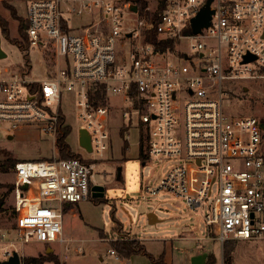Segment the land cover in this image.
Listing matches in <instances>:
<instances>
[{"label":"built area","instance_id":"2783aa9c","mask_svg":"<svg viewBox=\"0 0 264 264\" xmlns=\"http://www.w3.org/2000/svg\"><path fill=\"white\" fill-rule=\"evenodd\" d=\"M22 1L30 45L48 69L37 78L28 64L0 65V120L48 134L53 159L15 163V227L0 226L1 260L16 242L70 249L63 212L93 198L116 117L125 134L139 130L148 156L180 160L145 186L143 199L161 190L184 198L222 244L264 239V121L224 107L236 83L264 78V0H145L142 8L138 0ZM207 5L209 24L195 32L193 19ZM65 91L78 97L80 127L91 134L92 150L80 145L79 156L61 157L58 147L69 124ZM101 232L88 239L110 240Z\"/></svg>","mask_w":264,"mask_h":264},{"label":"rangeland","instance_id":"374dc122","mask_svg":"<svg viewBox=\"0 0 264 264\" xmlns=\"http://www.w3.org/2000/svg\"><path fill=\"white\" fill-rule=\"evenodd\" d=\"M26 10L25 1L0 0V16L9 21L11 40L21 38L19 26L22 20L25 21ZM1 35L7 56L0 58V65L19 70L28 64L32 76L43 78L47 74L48 64L38 45H30L26 51L18 43L7 39L2 32ZM77 100L72 91L64 92L62 108L67 123L72 126L67 139L75 152L83 151L78 140L81 121L77 115ZM224 107L228 115H253L264 121V78L236 83L233 92L225 98ZM121 123L118 117L111 122V149L99 164L96 176L99 184L105 187L104 196L81 200L65 207L63 232L70 241L66 242L70 243V249L62 250L58 244L16 242L14 250L20 253L22 264H57L56 260L59 264H118L116 255L108 251L111 248L109 239H88L98 229L102 231V236L103 231L112 232L117 221L122 223L127 238L138 236L155 254L165 249L164 240L158 238L168 237V246H172V250L167 264H264V239H230L222 244L216 237L214 239L208 235L201 212L189 208L184 198L161 190L143 199L145 186L158 185L160 179L180 160L148 156L139 130L133 128L122 137ZM11 127V121L0 120V159L2 150L11 152L19 159L53 156L48 134L37 128L14 131ZM126 139L128 146L124 148ZM13 180V168L8 171L0 169V183L12 184ZM8 189L7 185L0 186V191L6 193V209L0 211V226L5 228L15 227L13 196ZM148 212L156 215V223H149ZM111 235L108 234V238L112 239ZM113 235L117 238L119 233L115 231ZM79 244L83 245L82 253L75 249ZM232 246L233 250L225 258V247ZM30 257H37L38 261L24 260ZM209 258L211 263L208 262Z\"/></svg>","mask_w":264,"mask_h":264},{"label":"trees","instance_id":"16d2710c","mask_svg":"<svg viewBox=\"0 0 264 264\" xmlns=\"http://www.w3.org/2000/svg\"><path fill=\"white\" fill-rule=\"evenodd\" d=\"M138 3L140 5V7H144L146 4L145 0H138ZM154 22L157 23L158 19H159V13L154 14ZM27 26H28V22L27 19L25 18V21H21L20 26H19V32H20V36L21 38L19 39H14L11 40V36H10V26H9V21L7 19H5L4 17L0 16V28H1V32L2 34L9 39L10 41L16 42L18 43L24 50L28 51L30 48V41L28 38V34H27ZM157 36V33L155 32V28H152L151 30V38L154 39ZM171 42V41H170ZM63 120V119H62ZM65 120V119H64ZM72 131V126L70 124H67L64 129L63 132L59 135L58 137V147L60 150V156L61 157H72V156H79L78 153H76L75 151L72 150L70 143L67 141V137L68 135L71 133ZM120 134L122 137H124L125 135V128H121L120 130ZM127 139L124 142V148H126L128 146L127 144ZM1 156L2 158L0 159V169L2 171H8L9 169L13 168L15 163L19 160V158H17L14 154H12L9 151L6 150H2L1 151ZM41 159H49L52 160V157H41ZM8 186L9 189L8 191H12L13 190V183L12 184H4V183H0V186ZM6 193H3L0 191V211L5 210V195ZM113 233L116 231L119 233V235L117 236V238H114V235L112 232H107V231H103L104 232V236L108 237V234H112L111 236L112 239H110L111 242V248L115 249V251L117 252V254L122 257V258H128L133 254H145L146 256H148V258H150V260L157 262L158 264H167L164 258V254H161L159 257L154 256L152 253H150L147 248L146 245L140 240V238H138V236H132L131 238H127L124 232V228L121 222L117 221L116 224L113 226L112 230ZM121 235H125V236H121ZM235 240V239H232ZM229 241V240H228ZM233 250V246L232 247H225L224 250V257L226 258V256L228 254L231 253V251ZM50 255V254H48ZM24 260H27L28 262H35L38 261L37 257H30V258H24ZM57 264H59V261L56 260L55 261ZM208 262H212L211 258L208 259Z\"/></svg>","mask_w":264,"mask_h":264},{"label":"water","instance_id":"95a60500","mask_svg":"<svg viewBox=\"0 0 264 264\" xmlns=\"http://www.w3.org/2000/svg\"><path fill=\"white\" fill-rule=\"evenodd\" d=\"M132 8L134 10L137 9V5H133ZM210 10L207 5V7L196 17L193 19V29L195 32H198L201 30L203 26H206L209 24L210 19ZM2 35L0 32V58H4L7 56V52L2 47ZM262 126H264V123H262ZM78 140L79 144L83 147H85L87 150H92V140H91V134L87 128L84 126L79 127L78 129ZM121 171L119 169L118 171V178H120ZM104 190L105 187L102 184H95L92 186V197L99 198L104 196ZM69 205V204H68ZM148 220L150 224H154L157 222L158 219H155V214L153 212H148L147 214ZM0 264H22V257L18 251H14L13 254L5 260L0 259Z\"/></svg>","mask_w":264,"mask_h":264},{"label":"crops","instance_id":"0c3cea01","mask_svg":"<svg viewBox=\"0 0 264 264\" xmlns=\"http://www.w3.org/2000/svg\"><path fill=\"white\" fill-rule=\"evenodd\" d=\"M26 17H27V15H26ZM67 206H70V205H67ZM158 239L164 240L165 249L162 252L157 253V254H155L154 252L150 251L149 249H147V250L150 253H152L154 256H156V257H159L161 254H164L165 261L168 262L169 258L171 257V250H172V246L171 247L168 246L169 245L168 244V239L169 238L162 236V237H159ZM115 255H116V258H118V261H119L118 264H156V263H154V261H151L150 258H148V256H146L145 254H140V253L139 254H133V255H131L128 258H122V257L118 256L117 254H115Z\"/></svg>","mask_w":264,"mask_h":264}]
</instances>
